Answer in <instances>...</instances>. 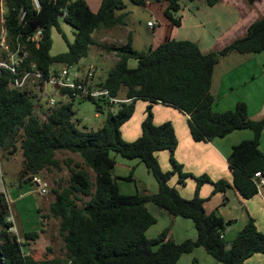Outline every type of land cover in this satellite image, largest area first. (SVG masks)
Masks as SVG:
<instances>
[{
    "label": "trees",
    "instance_id": "trees-1",
    "mask_svg": "<svg viewBox=\"0 0 264 264\" xmlns=\"http://www.w3.org/2000/svg\"><path fill=\"white\" fill-rule=\"evenodd\" d=\"M37 1L39 10L34 8L32 0H4L3 27L7 41L11 46L16 42L25 46L27 57L23 66L34 63L46 80L55 65L73 67L87 57L91 46L98 45L112 53L116 63L96 87L108 91L112 98L121 99L122 95L123 100H130L109 112L112 105L105 98H78L77 90L61 89L58 91L70 102L48 108L41 121L34 115L37 104L34 98L15 90L14 77L8 72L0 74V152L20 141L22 181L31 182L32 177L43 171L58 170V152L76 154L81 159V163L72 167L71 160L65 162L69 171L68 186L53 190V202L49 205L50 217L59 221V234L66 250L62 264H177L182 255L196 248H202L219 264H244L254 255L264 256V234L257 230L252 218L226 248L224 232L232 221H224L216 213L206 214V200L200 197L199 191L208 184L212 186L211 195L225 193L229 184L224 180L214 182L206 175L194 177L183 172L174 158L177 139L172 124L154 125L151 111L153 105L161 104L186 115L195 142L221 139L234 131L252 132L251 140L231 148L226 161L232 187L244 200L254 197L257 189L253 178L264 176V154L260 150L264 116L251 120L243 102L236 103L233 110L215 112L210 89L214 68L221 58L228 54L252 55L264 51V16L253 22L244 36L208 54H203L193 42L171 39L154 49L138 52L132 48L129 37L124 45L111 47L97 44L92 34L124 26L125 15L116 16V12L125 9V1L143 7L146 0H101L96 13L91 12L84 0ZM166 1L164 17L172 26H180V19L173 17V13L180 10L178 0ZM203 1L212 7L221 0ZM244 1L251 6L260 0ZM22 12L24 17L20 20ZM59 17L74 30V41L66 52L51 56L50 31L58 28ZM37 30H41L42 35L36 47L26 42V38ZM129 60L137 62L136 68H128ZM75 100L91 102L98 115L106 113L101 128L88 131L78 127L80 122L74 120L72 109ZM136 101L147 103L145 117L139 138L127 143L120 129L134 114ZM162 151L169 156L171 170L167 172L161 170L155 156ZM112 154L142 163L156 182L157 192L120 193ZM89 172L94 175L93 183ZM173 176H177L179 186H184L188 178L195 181L191 199H183L169 185ZM127 179L132 180L131 174ZM81 197L89 200L79 206ZM148 203L170 218L190 220L196 239L174 243L167 238L168 229H163L157 237L148 238L146 231L156 223L146 209ZM7 216L8 204L0 194V264H61L57 260L36 262L29 255L23 256L24 244L18 243L9 232L11 224L6 221ZM37 238L36 232H24L21 239L27 246Z\"/></svg>",
    "mask_w": 264,
    "mask_h": 264
},
{
    "label": "crops",
    "instance_id": "crops-1",
    "mask_svg": "<svg viewBox=\"0 0 264 264\" xmlns=\"http://www.w3.org/2000/svg\"><path fill=\"white\" fill-rule=\"evenodd\" d=\"M84 1L92 13L98 11L101 0ZM184 1L185 3L182 4L181 0H178L180 10L177 13H173L174 18L180 19V26L178 27L172 26L164 17L163 12L168 5L166 0H146V4L143 7H138L125 1V9L116 12V16L125 15V25L99 30L101 32L99 40L95 39L97 31L92 34V37L97 44H110L109 41L116 42L114 37L118 35L119 46L124 45L129 37L132 48L138 52H143L150 48L154 49L169 39L190 41L195 43L203 54H208L221 50L233 40L244 36L248 27L257 19L264 16V0L257 1L251 6L247 5L244 0H221L212 7L207 6L203 0ZM154 7L158 8L156 10L158 14L156 18L157 22L152 20L154 26L149 28L146 26V23L151 21V19L145 20L143 12L147 9L155 11ZM146 13L149 14L147 11ZM143 20H145V26L143 25ZM155 26H157V29ZM94 48L99 49V51L97 50L98 55L104 54L101 57L104 61L113 60L115 65L116 58L106 55L98 45L90 47V54L94 52ZM231 55L233 54H228L221 58L214 68L210 89L214 97L212 108L215 112L221 113L233 110L236 103L243 102L247 106L248 117L251 120H254L253 118L257 116H261L262 118L264 116V51L258 54L246 55L242 63L239 61L235 65L225 62L232 57ZM134 63L137 66V62L135 61ZM40 109V105L35 104V110ZM170 109L172 108L161 104L153 105V122L154 125H160L165 122L172 124L177 139L174 158L182 166L183 172L189 173L194 177L206 175L214 182L227 180L228 173L225 167L231 148L242 141L251 140L253 138L252 132L248 130L234 131L221 139H213L210 142H195L190 135L187 122L188 117L178 110L174 112V108L173 110ZM260 150L264 154V131L260 139ZM168 157V153L156 156L161 168H166L164 169L165 171H168ZM113 158L116 163L114 175L118 181L125 178V175H120V177L116 173L118 169H121L120 167H123L127 173L130 168L139 167L140 162H137V160L126 162V159L124 160L117 156ZM229 175L231 177L230 172ZM190 179H186V182L187 180L191 181L189 184L185 182V186H179L177 185V176H174L170 179L169 185L174 187L182 198L191 199L195 190V181L193 180V182ZM149 187L146 190L148 194H155L157 192L158 188L155 181ZM211 192L212 186L208 184L203 185L199 191L200 197L206 200L204 204L206 214L216 213L224 221H232V224L224 232V240L227 242L226 248L230 247L231 242L242 230L249 218L254 220L257 230L264 234V192L261 191L248 200L242 199L232 186L225 193H217L218 195L210 196ZM228 196L243 209L240 214L233 215L230 212H226L230 200H228V203L223 200ZM212 202L213 204H210ZM151 207L147 205L146 209L154 217V213L150 212ZM153 209L155 208L151 210ZM159 216L165 219V224L167 222L171 224L165 228L169 230L167 236L169 240L174 243H182L185 240L196 239L197 233L193 223L186 222L190 220H177L180 218L169 219L170 217L166 218L161 213H159ZM148 238H153V236ZM183 257H191L192 264H214L213 260H210L212 258H209L210 256L202 248H196L191 253L182 255L177 264H184L182 262ZM260 257L264 256L254 255L247 259L244 264H264L263 258Z\"/></svg>",
    "mask_w": 264,
    "mask_h": 264
},
{
    "label": "rangeland",
    "instance_id": "rangeland-1",
    "mask_svg": "<svg viewBox=\"0 0 264 264\" xmlns=\"http://www.w3.org/2000/svg\"><path fill=\"white\" fill-rule=\"evenodd\" d=\"M181 2L182 4L185 3L184 0H181ZM154 8L155 11L153 9L144 10L143 16L145 17L144 18L145 20L151 19V21L153 20L157 22L156 18L158 14L156 13V10L158 8L157 7ZM146 11L149 12V14H147ZM4 14H5V7L4 4H2L0 5V31L2 27ZM145 20H143L144 26H145ZM155 28L157 29V26H155ZM100 33L101 32L99 30L95 33L96 40H99ZM50 39L52 42L50 55L56 56L58 54L66 52L68 49V45H71L73 43L74 30L63 21L62 17H59L58 28H53L50 31ZM114 39L116 40V42L109 41L110 44L107 43L104 44L111 47L119 46V40H118L119 36L115 35ZM100 49L102 52H105L106 55L110 57L114 56L112 53H108L102 48ZM93 50L94 52L92 54L88 53L87 57L82 58L77 65L71 68L70 71L71 73L77 72L78 74L83 75L87 71V69L92 66L94 70L93 83L94 84L102 83L105 80L107 73L114 67V61L113 60L104 61L101 58L104 54L102 53V55H98L97 54V50L99 51L98 48H94ZM231 56L232 57H230V59L225 61L227 64L230 65H235L239 61H241L242 63L244 60L243 58L246 57V55H237V54H233ZM129 62L130 63L128 68L130 69L136 68V64L134 63L135 61L131 60ZM64 67L65 66L58 64L55 65L54 68L56 70H61ZM119 98L122 99L123 96L121 95ZM50 99L54 100L55 102L54 106L59 105L60 103L65 104L70 102L67 96L61 95V93L55 88H53L50 84H46L43 93L40 95L39 99H37L38 102L36 100L38 105H40L41 109L37 111L35 110L34 112V115L41 121L44 119V117H42L44 115V112L48 108L54 107L48 105ZM146 106L147 104H145V102L142 101L135 102L134 114L124 125H122L120 129L121 137L123 141L130 143L139 138L141 134L140 125L145 117ZM72 109L75 112L74 120H78L80 122L78 126L80 129L85 127L88 131H96L99 128H101L103 123L105 122L106 113L102 115H98L95 112L93 104L89 101L75 100L72 103ZM115 109L116 107L114 108V110ZM170 110H173V108ZM175 110L176 109H174L173 111L176 112ZM253 119L254 121L259 120L261 119V116H257ZM58 153L59 154L56 155V159L59 161L60 168L58 170L43 171L38 175H36V177H38L42 181L47 182L48 184L47 194L42 196L39 194L36 186L33 183L24 182L21 179L23 157L20 149V141L17 140L14 144V147H9L5 151L0 152V165L4 176L5 190L9 201V203H7L8 214L11 215L13 218L19 237L22 238L24 232H36L38 234V238L35 241H31L27 243V246H25L26 242L23 241L24 246L22 247V252L24 254H28L36 262H42L44 260H57L62 264L66 260V250L62 238L59 234V221L57 219L50 217L49 205L51 202H53L52 191L68 186L69 171L65 162H67V160H71L69 165L72 167L75 163H81V159L78 157V155L69 152H58ZM165 154H167V152L162 151L156 153L155 156H161ZM115 156L121 158L119 155L112 154V157ZM125 161L131 162V160H125ZM120 168L121 169H118L116 173L119 176L125 175L124 176L125 178L124 180H119V181L116 178V182L118 181L117 183L119 186L120 193L124 195H135L137 193L141 194L143 193L144 190L149 189L150 184L154 182L152 175L147 171V169L142 163H139V167L137 166L134 169L130 168L128 173L123 167ZM164 169L166 168L164 167L161 168L162 171L167 172ZM167 169L168 171L171 170L169 161H168ZM225 169L226 172L228 173V179L224 181H226L230 187L232 186V180L229 175L227 165ZM89 174L91 176V180L93 183L94 175L91 172H89ZM130 174L132 177L131 181L127 179ZM190 180L193 181V179ZM189 182L191 181L187 180L186 184H189ZM261 191L264 192V187L261 189ZM210 196H214V195H210ZM228 197H226V201L228 203V200H230L229 202L230 204L228 205V209L226 212H230L233 215H237V213L240 214V212H242L243 209H241L239 204L237 202H234V200L231 197L229 198ZM88 200L89 198L81 197V202L80 203L78 202V205L81 206L84 203H86ZM210 204H213V202ZM147 205L152 206L151 209L155 208L153 210L150 209V212L152 211L151 213H154L153 214L154 218L158 220V222L156 220L157 223H155L153 226H151L148 229L146 235L147 237L153 236L154 238L157 237V235H159L163 231V229L169 227L171 224L169 222L165 224V219L159 216V213H161L166 218H169V216H167L162 210L157 208L152 203H148L146 204V206ZM177 220L183 221V219L181 218ZM186 222L190 223L191 221H186ZM260 258H263L264 260V257H260ZM182 262H184V264H192L191 257H183ZM212 262H214V264H218L214 260Z\"/></svg>",
    "mask_w": 264,
    "mask_h": 264
},
{
    "label": "built area",
    "instance_id": "built-area-1",
    "mask_svg": "<svg viewBox=\"0 0 264 264\" xmlns=\"http://www.w3.org/2000/svg\"><path fill=\"white\" fill-rule=\"evenodd\" d=\"M33 6L36 10H39V4L37 0H32ZM4 4V0H0V5ZM24 17V13L22 12L20 15V20ZM4 20L2 21V27L0 31V74L5 71L12 75L13 82L12 87L19 91L25 93L27 96L34 98L36 101L39 99L40 95L43 93L44 86L46 84H50L56 90L61 89H69V90H77L78 93L76 97L85 98L89 97L92 99L96 98H105L112 105L109 107V112H113L114 108L121 103L129 102L130 100L123 99H115L109 96L108 91L103 89H98L96 85L93 83L94 75H93V67H89L87 71L81 75L77 72L71 73L72 67H64L61 70H56L54 67L49 70V76L46 80H44V76L42 71L38 70L36 65L29 64L28 66H23V62L27 57V53L25 51V46L19 42H16L13 46H11L7 41L6 31L3 27ZM146 26L152 28L154 26V22L149 21L146 23ZM42 31L37 30L33 35L28 36L26 38V42H30L38 46V43L41 39ZM38 102V100H37ZM36 102V103H37ZM38 104V103H37ZM49 106H54V100H49ZM253 182L256 186L257 193H260L261 189L264 187V176L256 175L253 178ZM31 183H33L39 194L44 196L47 194L48 184L45 181H42L38 177L34 176L31 178ZM0 194L3 195L6 202L8 201V196L5 190V182L4 176L2 173L1 165H0ZM6 221L11 224V228L9 232L16 237L17 242L23 244V240L19 237L17 233V229L15 227L13 218L8 214ZM23 256H28V254H24Z\"/></svg>",
    "mask_w": 264,
    "mask_h": 264
},
{
    "label": "water",
    "instance_id": "water-1",
    "mask_svg": "<svg viewBox=\"0 0 264 264\" xmlns=\"http://www.w3.org/2000/svg\"><path fill=\"white\" fill-rule=\"evenodd\" d=\"M27 181L29 182L30 180H29V179H27Z\"/></svg>",
    "mask_w": 264,
    "mask_h": 264
}]
</instances>
